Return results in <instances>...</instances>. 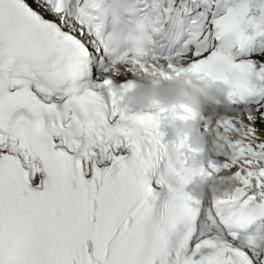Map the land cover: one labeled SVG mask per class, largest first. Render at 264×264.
I'll use <instances>...</instances> for the list:
<instances>
[{
    "label": "snow or ice",
    "instance_id": "obj_1",
    "mask_svg": "<svg viewBox=\"0 0 264 264\" xmlns=\"http://www.w3.org/2000/svg\"><path fill=\"white\" fill-rule=\"evenodd\" d=\"M0 264H264V0H0Z\"/></svg>",
    "mask_w": 264,
    "mask_h": 264
}]
</instances>
